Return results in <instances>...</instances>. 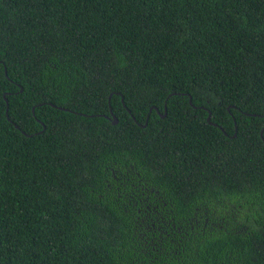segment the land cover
<instances>
[{"label":"trees","instance_id":"obj_1","mask_svg":"<svg viewBox=\"0 0 264 264\" xmlns=\"http://www.w3.org/2000/svg\"><path fill=\"white\" fill-rule=\"evenodd\" d=\"M262 131L264 0H0V264H264Z\"/></svg>","mask_w":264,"mask_h":264},{"label":"water","instance_id":"obj_2","mask_svg":"<svg viewBox=\"0 0 264 264\" xmlns=\"http://www.w3.org/2000/svg\"><path fill=\"white\" fill-rule=\"evenodd\" d=\"M5 75H7L6 72H5ZM172 96H174V95H172ZM110 98H111V97H110ZM110 98H109V100H110ZM4 99H5V102H6V118H7V120L9 121V114H8V112H9V102H8V100L6 99V95H4ZM122 102H123V99H122ZM188 103H189V104L191 103V99H190V98L188 99ZM123 105H124V103H123ZM124 107H125V105H124ZM61 110H64V109H61ZM66 111H68V110H66ZM151 111H152V109H150L149 114L151 113ZM154 111H155L156 113H158L156 109H154ZM32 112H33V114H34V109H33ZM128 112H129V111H128ZM163 112H164L163 115H162V116H159L161 119H163V118L166 116V107H165V106H164V110H163ZM110 113H111V121L113 122V125H114V126H117L118 123H119V121H118L117 118L114 116L112 109H110ZM129 113H130V112H129ZM158 115H159V114H158ZM148 120H149V117L147 118V121H146L144 127L147 126V124H148ZM207 122H208L210 125H212V126H214V127H217V125H215V124H211V113H209V116H208V118H207ZM15 128H16V129H19L18 126H16V125H15ZM43 131H44V130H43ZM263 132H264V131L261 132V137H263ZM39 134H42V132L39 133ZM36 136H37V135H34V136H27V137H28V138H35Z\"/></svg>","mask_w":264,"mask_h":264}]
</instances>
